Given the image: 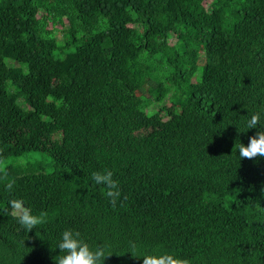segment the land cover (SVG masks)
<instances>
[{"label":"trees","instance_id":"obj_1","mask_svg":"<svg viewBox=\"0 0 264 264\" xmlns=\"http://www.w3.org/2000/svg\"><path fill=\"white\" fill-rule=\"evenodd\" d=\"M204 2L0 0V264H54L67 228L103 264H264V157L237 150L264 113V0Z\"/></svg>","mask_w":264,"mask_h":264},{"label":"clouds","instance_id":"obj_2","mask_svg":"<svg viewBox=\"0 0 264 264\" xmlns=\"http://www.w3.org/2000/svg\"><path fill=\"white\" fill-rule=\"evenodd\" d=\"M246 129H257L254 136L249 137L247 145L240 143L237 146L239 158L264 157V113L256 112L251 114L245 121ZM92 179L96 184L104 185L105 195L115 204L120 196L117 181L113 179V172L110 170L97 171L92 173ZM15 181L5 185V189L11 192ZM8 204L12 210L13 217L18 225L25 231L36 228L45 223L43 214H34L33 210L26 206L22 199H10ZM56 248L59 254L55 256L54 264H103L104 258L108 255V249L104 245L91 246L86 242L81 233L71 228L64 229L58 238ZM176 264L171 258H155L145 256L143 264Z\"/></svg>","mask_w":264,"mask_h":264},{"label":"rangeland","instance_id":"obj_3","mask_svg":"<svg viewBox=\"0 0 264 264\" xmlns=\"http://www.w3.org/2000/svg\"><path fill=\"white\" fill-rule=\"evenodd\" d=\"M205 4H207V3H209V0H205V2H204ZM60 25H56V31H55V35H57V34H59V32H60ZM50 28V27H49ZM60 39H61V37H60ZM171 42H172V40H170ZM189 58L192 60V61H194V60H196L197 59V56H196V53L194 52V53H190L189 55ZM201 62V61H200ZM201 63H203V62H201ZM201 63H199V64H201ZM165 105H166V107H167V109L168 110H173V105L167 100L166 101V103H165Z\"/></svg>","mask_w":264,"mask_h":264}]
</instances>
